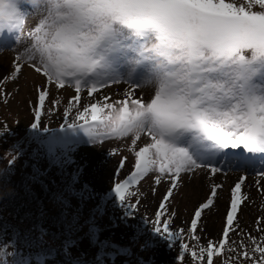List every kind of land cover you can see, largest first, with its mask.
Segmentation results:
<instances>
[{
  "label": "snow or ice",
  "instance_id": "1",
  "mask_svg": "<svg viewBox=\"0 0 264 264\" xmlns=\"http://www.w3.org/2000/svg\"><path fill=\"white\" fill-rule=\"evenodd\" d=\"M5 48L15 55L4 82H17L30 68L48 86L73 88L75 101L86 91L95 102L80 107L69 103L59 130L41 127L43 117L55 113L45 107V86L38 90L32 133L10 146L8 166L0 169V189L5 198L14 194L12 189L19 186L12 179L15 165L27 155L25 167L32 172L20 183L39 185L49 196L58 231L43 227V209L38 222L23 230L22 246L19 229L14 228L12 237L0 231V264H155L142 253L152 251L157 239L169 251L178 245L172 264H183L190 246L182 242L185 229H174L179 214L171 208L182 174L206 170L205 175L215 176L231 169L245 175L231 188L221 235L208 238L191 256L197 264H215L216 257L264 264V236L249 234L250 251L243 240L235 247L230 240V231L239 224L247 175L256 173V184L264 181V0H0V51ZM4 61L0 57V68ZM125 82L131 87L121 98L106 93L99 98L102 90ZM148 87V95L137 94ZM0 98L9 103L3 89ZM9 134L5 121L0 138ZM114 138L130 139L134 170L99 193L91 182H79L82 169L73 173L69 166L82 146ZM127 159H121V169ZM157 169L170 178V187L155 219L144 216L133 224L146 197L129 189ZM161 182L158 175L155 183ZM222 187L211 184L210 195L194 210L189 237L198 231L205 211L217 207ZM106 215L109 223L98 226ZM148 223L150 230L143 227ZM121 224L133 232L118 241L114 230ZM101 232L106 233L103 239ZM84 239L94 249L87 262L72 252Z\"/></svg>",
  "mask_w": 264,
  "mask_h": 264
},
{
  "label": "rangeland",
  "instance_id": "2",
  "mask_svg": "<svg viewBox=\"0 0 264 264\" xmlns=\"http://www.w3.org/2000/svg\"><path fill=\"white\" fill-rule=\"evenodd\" d=\"M31 22V21H30ZM15 51L5 48L0 51V57L5 58L3 68H0V89L9 94V103L5 105L0 98V124L1 129L4 127V122L8 121L9 129L14 126L18 129V123L25 124L24 122L30 119L31 108L36 101L37 92L41 85H44L49 92L46 97L45 104L50 107L55 104L54 95L60 93L67 104L73 103L77 107L81 104L87 105L91 98L87 95L86 91L81 94V101L77 102L73 99L75 91L70 86L64 89H59L57 86H48L45 84V78L41 74H37L30 68L23 70L22 76L17 82L8 81L4 82L3 78L6 74L10 73L8 63L14 57ZM131 85L127 82L112 85L110 88L102 90L100 99H103V94L121 98V94L126 92ZM151 88L137 89V94L148 95ZM18 121V123H17ZM10 138V135L5 136ZM142 146V144L140 145ZM116 150L114 155H109V152ZM123 157L128 159L125 162L135 163L134 151L131 149L130 139L121 140L114 138L105 141L102 145L95 146H82L75 154L74 159L77 164L86 165V170L92 171L96 167V163L105 162V164L113 169L120 163ZM206 170H198L195 174H182V182L178 190H176L174 199L171 202L172 211L178 212L179 218L174 221V229L184 228L185 238L188 236L191 221L194 218V210L198 204L210 195L211 184H222L223 187L218 189L217 207L211 210H206L202 216V221L198 224V231L191 237L197 244L198 248L206 246L208 238H217L221 235V230L224 227L225 215L230 208L231 188L241 176L245 175V171H237L231 169L226 173L216 174L215 176L208 173L205 175ZM162 176L160 185L155 183L156 177ZM258 175L254 172L247 175L245 184L242 186V198L244 203L241 205V211L238 213L239 224L235 231H230V240L233 242L232 246H236L241 240L245 244L250 243L251 236H264V232H260V228H264V181L260 184L255 182L258 180ZM170 178L164 176L157 171L150 172L139 185L141 196L146 197L143 199L139 206V212L142 216H146L149 221L155 218L154 214L158 209L163 195L168 187H170ZM155 192V194H154ZM260 221V223H257ZM202 229V230H201ZM197 236L201 239L197 240ZM215 264H219L220 257H216Z\"/></svg>",
  "mask_w": 264,
  "mask_h": 264
},
{
  "label": "trees",
  "instance_id": "3",
  "mask_svg": "<svg viewBox=\"0 0 264 264\" xmlns=\"http://www.w3.org/2000/svg\"><path fill=\"white\" fill-rule=\"evenodd\" d=\"M54 97L55 104L50 107L45 104V107L51 108L55 114L43 117L41 127L47 126L49 128L59 130L60 125L64 123L63 112L65 111V108L68 104L66 103V101H64L60 93L55 94ZM57 101L59 103H56ZM31 113L32 114L30 116V119L25 121V124L18 123L17 127L19 128L16 130L14 129V126L10 128V138H0V157H4V159L0 160V169L6 168L8 166V160L11 159V155L8 154L10 146L13 145L18 139L27 135H31L32 130L30 128V125L34 121L32 108ZM6 122L8 127H10L8 121ZM43 135L47 136L50 135V133ZM23 146L27 147V145ZM35 147L36 145L35 143H33L31 145V148ZM31 148L28 149L29 152L31 151ZM25 160H28L27 155H24L19 160H17L15 165V175L12 177V179L13 181L17 182L19 186L12 189V192L14 194L8 196V198H5V190L0 189V231L6 230L7 236L12 237L14 228L19 229L21 235L18 240L21 242V246L23 230L31 227L34 223L38 222L37 217H39L41 209H43L47 213V216L44 219L43 227L53 232L58 231L54 224L57 215L56 209L50 203L49 196L39 185H31L29 187H26L25 184L20 183L22 176H26L32 172L30 166L25 167ZM31 162L32 161L29 160V165L31 164ZM119 164H117L113 169H110L105 164V162L99 164L96 163V167H94L92 171H89V169L86 170L85 164L80 165L75 163L69 166V171L75 173L77 172V169H82V171L78 173L79 182H91L94 186L95 191L104 193L107 190L111 189L116 181H122L134 170L135 163L128 164V162H125V167H123L122 169L119 167ZM129 191H138L140 194L142 193L140 190H138L137 185H133L129 189ZM133 202H135V198H133ZM112 211L113 209L111 208V206H109V214H111ZM120 214L121 213L119 208H116L115 215L119 217ZM140 217L144 216L138 213L136 218L132 219L130 222L133 224H140ZM107 223H109V221L106 215L102 220H100L98 226L102 227ZM143 227L150 230L152 225L151 223H148L147 225H143ZM114 231L115 239L119 241L122 234H124L125 236H129L132 234L133 229H126L121 224V226ZM105 235L106 233L104 232L99 233L100 239H103ZM144 238H142V240ZM45 239L51 238L50 236H46ZM123 242H126V239ZM182 242L188 243L190 246L189 254L183 264H197V261L191 256V251H196L197 253H199V248L193 238L187 236ZM155 243L157 246L152 249V251L142 253V255H144L145 257L151 256L155 260V264H172L173 257H176L180 251L179 246L177 245L171 251H169L166 243H161L159 239H157ZM248 245L250 251V243H248ZM13 250L14 249L12 247L8 248L9 253H11ZM93 250V246H91L90 244V239H84L80 241L77 246L73 247L72 252L74 257L81 256L82 254V259L87 262L93 259V256L91 255ZM24 251L27 252L28 249L24 248ZM225 255L229 254L225 253ZM231 255L235 257L236 253H231ZM8 259L9 261H11V256H9ZM57 259H61V257H57ZM222 260L223 264H251L250 261H245L243 257H241L239 261L235 259L228 261L224 260L223 257H220L219 264H221ZM45 264H52V262L46 261ZM116 264H119V260H117ZM177 264H180V262L177 261Z\"/></svg>",
  "mask_w": 264,
  "mask_h": 264
}]
</instances>
